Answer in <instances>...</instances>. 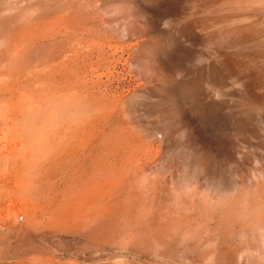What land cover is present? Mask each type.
<instances>
[{
	"label": "rangeland",
	"instance_id": "374dc122",
	"mask_svg": "<svg viewBox=\"0 0 264 264\" xmlns=\"http://www.w3.org/2000/svg\"><path fill=\"white\" fill-rule=\"evenodd\" d=\"M0 264H264V0H0Z\"/></svg>",
	"mask_w": 264,
	"mask_h": 264
}]
</instances>
